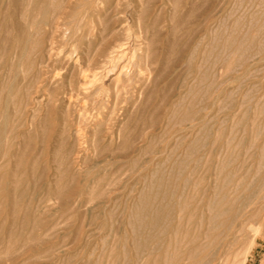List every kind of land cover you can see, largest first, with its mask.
<instances>
[{
    "label": "rangeland",
    "instance_id": "rangeland-1",
    "mask_svg": "<svg viewBox=\"0 0 264 264\" xmlns=\"http://www.w3.org/2000/svg\"><path fill=\"white\" fill-rule=\"evenodd\" d=\"M236 262L264 264V0H0V264Z\"/></svg>",
    "mask_w": 264,
    "mask_h": 264
},
{
    "label": "bare ground",
    "instance_id": "bare-ground-1",
    "mask_svg": "<svg viewBox=\"0 0 264 264\" xmlns=\"http://www.w3.org/2000/svg\"><path fill=\"white\" fill-rule=\"evenodd\" d=\"M120 47H121V46H120ZM121 49H122V48H121ZM44 51H45V49H44ZM115 51H117V50H115ZM115 51H114V53H116ZM121 51L124 52L123 49H122ZM117 53H119V51H118ZM116 57H117V55H115V54H114V56H110L109 61H111V62L114 61V59H115ZM105 60H106V58H105ZM107 61H108V60H107ZM107 61H106V62H107ZM111 66H112V65H111ZM110 68H111V67H110ZM94 76H95V75H94ZM96 76H97V74H96ZM100 76H101V75H100ZM82 77H83V76H82ZM95 78H96V77H95ZM79 88H80V86H79ZM74 91H75V90H74ZM115 93H116V92H114V94H115ZM118 93H119V92H118ZM75 97H76V96H75ZM80 99H81V97H80ZM80 99H79V101H80ZM85 99H87V98H85ZM85 99H84V100H85ZM84 100H83V101H84ZM77 102H78V101H77ZM79 103L81 104V102H79ZM71 105H72V104H71ZM75 105H77V104H75ZM77 106H78V105H77ZM69 107H70V106H69ZM73 107H74V106H73ZM104 107H105V106H104ZM81 108H83V107H81ZM86 108H87V106H86ZM93 108H94V107H93ZM93 108H92V109H93ZM110 108H111V107H110ZM94 109H95V108H94ZM75 110H76V109H75ZM77 110H78V109H77ZM88 110H89V109H88ZM96 110H97V109H96ZM96 110H95V111H96ZM99 110H100V109H99ZM80 111H81V110H80ZM82 111H83V110H82ZM82 111H81V113H82ZM89 111H90V110H89ZM100 111H101V110H100ZM111 111H112V110H111ZM78 112H79V111H78ZM88 113H89V112H88ZM107 113H108V112H107ZM113 113H114V111H113ZM91 114H92V112H91ZM114 114H115V113H114ZM80 115H82V114H80ZM86 115H87V114H86ZM89 115H90V114H88V117H89ZM101 116H102V115H101ZM91 117H92V116H91ZM93 117H94V116H93ZM76 119H77V118H76ZM78 120H79V119H78ZM89 120H90V118H89ZM89 120L86 119V121H89ZM94 121H95V120H94ZM79 122H80V120H79L78 122H76V123L78 124ZM82 122H83V121H82ZM82 122H81V123H82ZM81 125H82V124H81ZM86 125H87V124H86ZM92 125H93V123H92ZM79 126H80V124H79ZM77 127H78V126H77ZM77 127H76V128H77ZM81 128L84 129L85 126H84V127H81ZM78 129H79V128H78ZM78 129H77V130H78ZM83 129H81V130H83ZM86 129H87V128H86ZM84 131H85V130H84ZM85 132H86V131H85ZM75 133H76V132H75ZM75 133H74V134H75ZM77 133H78V132H77ZM81 133L83 134V132H81ZM81 133H80L79 135H78V134H77V135L80 136ZM74 134H73V136H75ZM84 136H85V135H84ZM84 136H81V137H84ZM76 137H77V136H76ZM76 137H75V138H76ZM84 138H85V137H84ZM78 139H79V138H78ZM79 140H80V139H79ZM83 140H84V139H83ZM85 140H86V139H85ZM75 143H76V142H75ZM80 143H81V142H80ZM80 143H78V144H80ZM78 144H77V145H78ZM78 146H79V145H78ZM79 147H80V146H79ZM80 148H81V147H80ZM254 229H255V227H254ZM255 230H256V229H255ZM258 230H259V227H258L257 231H258ZM261 230H262V228H261ZM237 231L240 233V232H241V229H240V231H239V230H237ZM257 231H255V232L257 233ZM238 232H237V233H238ZM262 232H263V231H262ZM198 234H199V233H198ZM233 234H234V233H233ZM257 234H258V233H257ZM196 235H197V231H196ZM254 235H255V233H254ZM206 237H207V235H206ZM256 239H257V238H256ZM250 240H251V239H250ZM200 241H201V240H200ZM251 241H252V240H251ZM251 241H250V244H251ZM253 241H254V240H253ZM250 244H249V246H251ZM192 246H193V245H192ZM251 247H252V246H251ZM254 248H255V247H254ZM193 250H194V249H193ZM193 250H192L191 253H193ZM245 250H246V252H247V250H250V249H249V247H247V249H245ZM198 251H199V249H198ZM243 251H244V250H243ZM244 252H245V251H244ZM244 252H241V253H244ZM243 255H245V254H243ZM246 255H247V253H246ZM191 256H192V255H191ZM248 258H249V257H248ZM248 258H247V259H248ZM197 259H198V258H197ZM244 259H245V258H244ZM244 259H241L240 261H242V260L244 261ZM226 260H227V259H226ZM246 261H247V260H245V262H246ZM245 262H243V263H245ZM236 263L238 264V262H236ZM239 263H240V262H239ZM241 263H242V262H241ZM219 264H220V263H219Z\"/></svg>",
    "mask_w": 264,
    "mask_h": 264
}]
</instances>
